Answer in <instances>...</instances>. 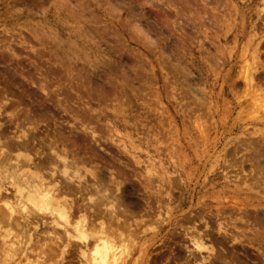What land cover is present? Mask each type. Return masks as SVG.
<instances>
[{
  "label": "rangeland",
  "instance_id": "rangeland-1",
  "mask_svg": "<svg viewBox=\"0 0 264 264\" xmlns=\"http://www.w3.org/2000/svg\"><path fill=\"white\" fill-rule=\"evenodd\" d=\"M263 79L264 0H0V264H92L24 220L18 162L119 264H264Z\"/></svg>",
  "mask_w": 264,
  "mask_h": 264
},
{
  "label": "bare ground",
  "instance_id": "bare-ground-1",
  "mask_svg": "<svg viewBox=\"0 0 264 264\" xmlns=\"http://www.w3.org/2000/svg\"><path fill=\"white\" fill-rule=\"evenodd\" d=\"M163 1V0H162ZM185 6V5H184ZM182 8V7H181ZM113 10V9H112ZM142 30V29H141ZM143 33H145V32H143ZM146 34V33H145ZM71 55V54H70ZM88 55V54H87ZM61 58V57H60ZM39 66V65H38ZM59 68V67H58ZM39 69V68H38ZM60 69V68H59ZM14 71V70H13ZM59 71V70H58ZM40 72V71H39ZM51 72V71H50ZM59 72H61V71H59ZM34 73V72H33ZM54 73V72H53ZM52 74V73H51ZM55 74V73H54ZM45 76V75H44ZM3 77V76H2ZM47 77V76H46ZM73 78V77H72ZM255 78V77H254ZM46 79V78H45ZM251 79L252 80H254L253 78H247V82H250L251 81ZM264 80V79H263ZM31 82V81H30ZM32 84H34V83H32ZM48 85V84H47ZM44 86V85H43ZM78 86V85H77ZM260 86V85H259ZM42 88V87H41ZM44 88H46V87H44ZM46 90V89H45ZM61 90V89H60ZM5 93V92H4ZM6 96V95H5ZM1 98V97H0ZM6 98V97H5ZM8 99V98H7ZM29 99V98H28ZM60 100V99H59ZM58 102V101H57ZM1 103H3V102H1ZM0 103V106L2 105ZM58 104V103H57ZM61 105V104H60ZM26 114H27V112H26ZM29 115H27L26 117H28ZM25 117V116H24ZM82 118H84L83 116H82ZM25 119V118H24ZM28 119V118H27ZM61 120V119H60ZM25 121V120H24ZM18 122L19 121H17V124H18ZM20 123V122H19ZM69 124V123H68ZM71 124V123H70ZM95 127V126H94ZM36 128V127H35ZM37 129V128H36ZM26 135V134H25ZM25 135H23V136H21V135H19V138H20V136L21 137H26L27 138V135L25 136ZM29 135V134H28ZM60 136V135H59ZM29 137V136H28ZM22 138V139H23ZM57 138V137H56ZM59 139V138H58ZM17 140V139H16ZM20 140H21V138H20ZM57 140V139H56ZM5 141V140H4ZM9 141V140H8ZM8 141L6 142V143H8ZM24 141H25V139H24ZM27 141V140H26ZM35 142V141H34ZM2 143V142H1ZM11 143H12V141H11ZM10 143V144H11ZM26 143V144H25ZM23 145H22V142L21 143H13V146L14 147H19L20 149H22L23 147L25 148V146H27V149H28V145H29V143H28V145H27V142H25ZM51 143V142H50ZM4 144V143H3ZM9 144V143H8ZM9 144V145H10ZM63 144V143H62ZM1 145V144H0ZM21 145H22V147H21ZM48 145H50V144H48ZM6 148H7V145L5 144L4 145ZM10 146H12V144L10 145ZM9 146V147H10ZM12 146V147H13ZM53 146H54V144H53ZM3 147V146H2ZM2 147L0 146V167L1 166H3V168H6L7 166H9L8 165V162H9V160H11L10 159V157L12 158V156H10L9 157V154H7L9 151H6L5 152V150H3L2 149ZM8 147V148H9ZM12 147H11V150H12ZM61 147V146H60ZM18 148V149H19ZM23 148V149H24ZM55 148V147H54ZM57 148V147H56ZM10 149V148H9ZM9 149H7V150H9ZM15 149V148H14ZM13 149V150H14ZM17 150V149H16ZM24 150H26V148L24 149ZM65 150V149H64ZM69 150L70 149H66V151L67 152H69ZM71 151V150H70ZM79 151V150H78ZM37 152V151H36ZM67 152H66V155H61L62 153H64L63 151H62V153H60V154H55L56 156H57V158H58V160H60V161H62V162H68L67 160H68V157H67ZM57 153V152H56ZM58 153H59V151H58ZM20 154V153H19ZM23 154V153H22ZM30 154V153H29ZM65 154V153H64ZM251 154V153H250ZM12 155V154H11ZM28 155V154H27ZM13 156H15V155H13ZM29 156V155H28ZM27 156V160H25V157L23 158V157H21V158H23V161H22V159H21V164L23 163V162H25V161H27V162H30L32 159H31V157H28ZM75 156V155H74ZM89 156V155H88ZM77 157V156H76ZM75 157V158H76ZM16 158V157H15ZM73 158V157H72ZM13 159H14V157H13ZM56 159V158H55ZM15 160H17V159H15ZM18 160H19V158H18ZM57 161V160H56ZM58 162V161H57ZM11 163V162H10ZM13 163H14V161H13ZM18 163H20V162H18ZM18 163H14L13 165H15V167H13L14 168V170L15 169H17V168H21V166H24L23 164L22 165H20L19 164V166H18ZM26 163V162H25ZM256 163V162H255ZM32 164V163H31ZM90 164V163H89ZM12 165V164H11ZM12 165V166H13ZM38 165V164H37ZM99 165V164H98ZM253 165V164H252ZM260 165V164H259ZM33 166V165H32ZM56 166V164H54V167ZM93 166V165H92ZM39 167V166H38ZM8 168V167H7ZM10 168V167H9ZM12 168V167H11ZM10 168V169H11ZM263 168V167H262ZM10 169L9 170H7V169H5V172L3 173V174H5V176H7V177H4V178H9V180H10V183H12L11 185H13V187L15 186V190H16V194H17V196H18V203H20L21 205V207H22V210H23V213H24V210L26 211L27 209H29L30 207H31V211L33 212H35L36 213V215L37 216H34V217H31V215H30V217L29 216H27V217H24V220L27 222H32L33 221V219L36 217V218H38L39 217V220L41 219L42 220V222L43 221H45V218L46 217H52L53 218V221H54V223L56 224V225H60L61 224V222H62V224L64 223V222H66L65 224H66V226L67 225H69V226H71L72 227V229L74 228L75 230H76V232H77V234H76V236L77 237H79V238H81V241H82V239L84 240V245H85V247H84V249L81 251V255L83 256L82 257V259L83 260H86V261H88V260H90V262L92 263V264H119V262H120V259H121V257H123L122 256V253H123V255H124V252L122 251V253H120V245H116V243H114V241H112L110 238L113 236H110V235H108V233H106L107 231H105L106 230V228L107 227H102V231L100 232L101 233V235L100 236H93V238L94 239H90L89 240V238H88V236H87V231L85 230L86 229V227H87V224H88V222H87V218L86 217H88V216H81L82 217V219H78V221H74L75 223H72L71 222V218H72V216L70 217V215H72V214H70V209L66 206L67 205V201H65V200H58V199H60V198H58V197H56V195H55V193H52L51 194V192H50V190H48V187H47V185H46V183L44 182L45 180H43V178H42V176L40 177L39 175H36V176H39V178H37V177H35V181H37V182H35V181H33V183H32V181H30V178H34V177H28V176H30L31 174H34V173H29L30 175H28V176H26L27 174H25V173H16L13 169V171H11L10 172ZM53 169H55V168H53ZM256 170V169H255ZM2 171H4V170H2ZM52 171V170H51ZM13 172V173H12ZM37 173V172H36ZM55 173V172H54ZM54 173H51V174H54ZM65 173V172H64ZM258 173V172H257ZM68 174V173H67ZM66 175V174H65ZM96 175V174H95ZM31 176H34V175H31ZM51 176H53V175H51ZM98 177V176H97ZM1 178V177H0ZM3 178V179H4ZM5 179V180H6ZM38 179V180H37ZM16 180L18 181V182H16ZM32 180V179H31ZM56 181V180H55ZM7 182H9L8 181V179H7ZM6 182V183H7ZM97 183V182H96ZM113 183H115V181L113 180ZM120 183H122V182H120ZM96 185V184H95ZM106 186V185H105ZM58 189V188H57ZM96 189V188H95ZM118 189V188H117ZM26 190H28V193H26L25 194V191ZM61 190V189H60ZM58 192V191H57ZM61 197V196H60ZM62 199V198H61ZM64 199V198H63ZM92 201V200H91ZM5 202V201H4ZM6 202H8L7 200H6ZM10 202V201H9ZM260 202V201H259ZM114 203V202H113ZM4 204V203H3ZM7 205V207H8V209L10 210V214H5L4 216H3V218L5 217V221H10V219H11V214L12 215H14L16 212H15V209H14V207H13V205H15V204H11L10 205V203H6ZM60 205H62L63 206V208L60 206ZM255 205H257V203L255 204ZM112 206V209H114L113 207H114V205H111ZM110 206V207H111ZM3 208H5V207H3ZM109 208V207H108ZM72 209V208H71ZM247 209V208H246ZM6 210H7V208H6ZM21 210V211H22ZM238 210V209H237ZM115 211H116V209L114 210V213H115ZM264 211V210H263ZM7 212H8V210H7ZM111 212L113 213V210H111ZM223 212V211H222ZM27 213V212H26ZM26 213H25V215H26ZM103 213V212H102ZM114 213H113V215H114ZM118 213V212H117ZM258 214V213H257ZM17 215V214H16ZM28 215V214H27ZM34 215V214H33ZM116 215H118V214H116L115 213V215L114 216H112V214H111V216H112V218H111V220H117L119 217H117ZM18 216V215H17ZM93 216V215H92ZM102 216V215H101ZM119 216V215H118ZM256 216H259V214L258 215H256ZM263 216V215H262ZM90 217V216H89ZM264 217V216H263ZM21 218V217H20ZM259 218V217H258ZM261 218V217H260ZM13 219H15V218H13ZM73 219H75V218H73ZM77 219V218H76ZM92 219V218H91ZM104 219V218H103ZM250 219V218H249ZM24 220H22V221H19V223H21L22 224V222H24ZM110 220V221H111ZM264 220V219H263ZM12 221V220H11ZM35 221V220H34ZM33 221V222H34ZM104 221V220H103ZM119 221V220H118ZM117 221V222H118ZM126 221H127V219H126ZM105 222V221H104ZM255 222V221H254ZM259 222V221H258ZM260 222H261V220H260ZM259 222V223H260ZM263 222V221H262ZM98 223V222H97ZM100 223V222H99ZM112 223V222H111ZM127 223V222H126ZM130 223V222H129ZM32 224V223H31ZM90 224V223H89ZM101 224H103V223H101ZM108 224H109V222H108ZM119 224H120V222H119ZM262 224V223H261ZM92 225V224H91ZM100 225V224H99ZM99 225H97V226H99ZM106 225V224H105ZM263 225V224H262ZM23 226V225H22ZM74 226V227H73ZM102 226V225H101ZM110 226H112V225H110ZM129 226V225H128ZM113 227V226H112ZM68 228V227H67ZM95 228V227H94ZM99 228H100V226H99ZM261 228V227H260ZM93 229V228H92ZM109 229V231H111V227L110 228H108ZM69 230H71V229H69ZM128 230V229H127ZM94 231H95V229H94ZM73 232H75L74 230H73ZM89 232V231H88ZM96 232H97V230H96ZM98 232V233H99ZM113 232V231H112ZM118 232V231H117ZM66 235L68 236V237H71V236H73V237H75V235H72L70 232H68L67 231V229H66ZM119 235V234H118ZM120 236V235H119ZM116 237V236H115ZM114 237V238H115ZM121 237H122V235H121ZM264 237V236H263ZM73 239V238H72ZM259 239V238H258ZM80 240V239H79ZM94 240V241H93ZM196 240V239H195ZM91 241H93V248L90 250V252L89 253H87L88 252V248H89V246H90V244H91ZM204 241V240H203ZM80 242V241H79ZM120 242H121V239H120ZM13 243V242H12ZM124 244V243H123ZM195 244H196V246L200 249V250H202V248L203 247H205L204 246V244L203 243H201V241H196L195 242ZM125 245H126V243H125ZM209 245V244H208ZM212 245H210V247H211ZM208 246L206 245V248H207ZM127 248V247H126ZM125 248V249H126ZM197 248V249H198ZM195 249V248H194ZM213 249V248H212ZM221 249V248H220ZM222 250V249H221ZM198 251V250H197ZM192 252V251H191ZM223 252V251H222ZM128 253V252H127ZM220 253V252H219ZM223 253H225V252H223ZM121 254V255H120ZM129 254V253H128ZM127 254V255H128ZM88 255L91 257V259H88ZM227 258V257H226ZM81 260V259H80ZM201 261V260H200ZM227 261V260H226ZM232 264H238V262L237 261H234Z\"/></svg>",
  "mask_w": 264,
  "mask_h": 264
},
{
  "label": "flooded vegetation",
  "instance_id": "flooded-vegetation-1",
  "mask_svg": "<svg viewBox=\"0 0 264 264\" xmlns=\"http://www.w3.org/2000/svg\"><path fill=\"white\" fill-rule=\"evenodd\" d=\"M126 196H130V195L126 194ZM134 197H135V196H134ZM137 198H139V197H137ZM166 259H167L168 262H170L169 264H172V263H171V260H172V262L174 263L173 256H170V254L167 255V258H166ZM169 259H170V260H169Z\"/></svg>",
  "mask_w": 264,
  "mask_h": 264
}]
</instances>
